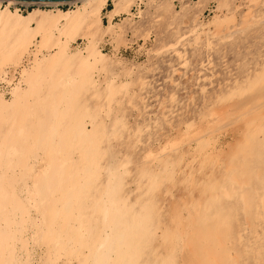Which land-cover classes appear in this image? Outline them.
<instances>
[{
    "label": "rangeland",
    "instance_id": "374dc122",
    "mask_svg": "<svg viewBox=\"0 0 264 264\" xmlns=\"http://www.w3.org/2000/svg\"><path fill=\"white\" fill-rule=\"evenodd\" d=\"M139 1L95 57L71 27H0V75L33 55L0 95V264H264V0Z\"/></svg>",
    "mask_w": 264,
    "mask_h": 264
},
{
    "label": "bare ground",
    "instance_id": "6f19581e",
    "mask_svg": "<svg viewBox=\"0 0 264 264\" xmlns=\"http://www.w3.org/2000/svg\"><path fill=\"white\" fill-rule=\"evenodd\" d=\"M150 1V0H149ZM152 1V0H151ZM199 1V0H198ZM221 1V0H220ZM245 1V0H244ZM247 1H249L251 4H255V3H257L258 2V0H247ZM246 1V2H247ZM78 2H80L81 4H82V6H81V4L80 5H77V3ZM134 2V0H113L111 3H112V10L110 11V9H108L109 10V12H108V17H111L113 14L115 15V13H119V12H121V11H123V12H130V11H128L129 10V8H130V6L132 5V3ZM140 2V1H139ZM200 2V1H199ZM198 2V3H199ZM203 2H205V0L203 1ZM202 2V3H203ZM217 2H219V1H217ZM17 3H20V4H24L25 6H30V8L31 9H33V7L34 6H48V5H50V6H56V5H58V4H62V3H67V4H70V5H73V4H76V9H68V10H66V11H63L62 13H58L57 15H55V16H52V17H49V16H41V17H39V19H37L36 20V17L34 18L33 16H31V14L33 13V11H32V13L31 12H29V15L31 16V17H26V15H25V17L24 16H22V18H14V20H11L12 18L11 17H14L13 15V13H10L9 11H8V9L10 10V9H14V10H16V12H20V13H23L21 10H19V8H18V6H16V4ZM238 3V2H237ZM248 3V2H247ZM246 4V3H245ZM1 5H3L5 8L4 9H1L0 10V24H1V26L0 27H2V25H5L6 26V28H8V27H11L13 30L14 29H17V35H18V32H19V35L18 36H21L20 35V32H25V31H27V30H29L30 29V18H32V19H35V20H33V21H36V23H37V27L36 28H40V29H38V30H40V31H43L44 33H52L53 31H57V32H59V34H63V29H65V28H68L69 29V27H71V29H72V32H70V35L71 34H74L75 32H77V34L78 35H80L82 38H85V39H87L88 40V42H89V46H88V50H87V54H86V57H89V56H93V57H95L96 56V53L92 50V48H91V46L93 45L92 43H93V41L92 40H94V41H98V40H101V39H103V38H105V37H108V38H110V37H113V36H116L115 34H116V27H117V23L115 22V21H113V23H110V22H108V24H101L100 23V15H101V12H103L104 11V8H105V6H106V0H95V1H91V0H66V1H53V2H39V1H19V0H0V6ZM217 5H220V3L219 4H217ZM250 5V4H249ZM248 5V6H249ZM81 6V7H80ZM247 6V5H246ZM262 6V5H261ZM220 7V6H219ZM225 7V6H224ZM252 7V6H251ZM250 7V8H251ZM8 8V9H7ZM30 8H28V9H30ZM215 8H217L218 9V7H215ZM223 8V7H222ZM243 8H244V6H243ZM249 8V7H248ZM249 8V9H250ZM28 9L26 10V11H28ZM224 10V9H223ZM233 10V9H232ZM241 11H242V9H240ZM38 11V10H37ZM36 11V12H37ZM44 11V10H43ZM62 11V10H61ZM60 11V12H61ZM244 11H245V9H244ZM252 11H253V9L250 11V10H247V12L244 14V18L242 19V24H244V23H247L249 20V15L252 13ZM107 12V11H106ZM105 12V13H106ZM215 12H217V11H215ZM224 12H225V10H224ZM239 12V11H238ZM238 12H237V14H238ZM251 12V13H250ZM15 13V12H14ZM43 13V12H42ZM45 13H47V12H45ZM54 13V12H53ZM131 13V12H130ZM240 13H242V12H240ZM236 14V15H237ZM28 15V14H27ZM33 15V14H32ZM16 16V15H15ZM107 17V18H108ZM197 17V16H196ZM252 16H250V18H251ZM123 18V17H122ZM31 19V20H32ZM112 19V18H111ZM263 19V18H262ZM236 19H235V14H234V10H233V13H215L213 16H212V18L210 19V20H208V22L206 23V25H208V26H210V27H212L214 30L213 31H211L212 33L213 32H215V34L217 35V31L218 32H220L222 29V27H224V28H229V26L232 24V23H234V21H235ZM124 22H125V17H124V20H123ZM10 22V23H9ZM32 22V21H31ZM115 22V23H114ZM124 22L122 23V21L120 22V23H122V24H124ZM194 22V21H193ZM204 23V24H205ZM199 24V23H198ZM204 24H202L203 26H204ZM43 26V28H42V26ZM200 25V24H199ZM201 25V26H202ZM205 25V26H206ZM245 25V24H244ZM8 26V27H7ZM198 26V25H197ZM196 26V27H197ZM195 27V28H196ZM118 28V27H117ZM194 28V29H195ZM203 28V27H202ZM237 28V27H236ZM239 28V27H238ZM10 29V28H9ZM125 29V28H124ZM201 29V28H200ZM206 29V28H205ZM219 29H221V30H219ZM11 30V29H10ZM70 30V29H69ZM202 30V29H201ZM208 31H209V29H207ZM215 30H217V31H215ZM237 30V29H236ZM240 30V29H239ZM118 31H120V28H119V30ZM124 30H122V32H123ZM206 31V30H205ZM209 31V32H210ZM203 32H204V29H203ZM118 33V32H117ZM206 33V32H205ZM208 33V32H207ZM76 34V35H77ZM121 34V32H119V34H118V38H120V36H122V34ZM123 34H125V33H123ZM214 34V35H215ZM29 35V34H28ZM69 35V34H68ZM213 35V34H212ZM27 36V35H26ZM50 36V35H49ZM13 37V36H12ZM25 37V36H24ZM23 37V38H24ZM29 37V36H28ZM22 38V37H21ZM23 38H22V40H23ZM27 38V37H26ZM30 38V37H29ZM107 38V39H108ZM115 38V41L116 40H118V39H116L117 37H114ZM113 38V39H114ZM123 38H126V37H124L123 36ZM227 38V37H226ZM3 39V38H2ZM36 39V38H35ZM122 39V38H121ZM13 40V39H12ZM3 41H6V39L4 38V40ZM36 41V40H35ZM59 41V40H58ZM128 41V40H127ZM24 42H25V39H24ZM70 42V41H69ZM118 42V41H117ZM4 44H5V42H3ZM37 43V42H36ZM86 43V42H85ZM101 43V42H100ZM1 44V43H0ZM4 44H3V46H4ZM7 44V43H6ZM14 44V43H13ZM22 44V43H21ZM28 44V43H27ZM38 44V43H37ZM9 45V44H8ZM23 45V44H22ZM22 45H20L21 46V49L23 50V48H22ZM31 45V44H30ZM29 45V46H30ZM126 45V44H125ZM3 46H0V48L1 47H3ZM14 46V45H13ZM38 46H39V44H38ZM38 46H37V49L36 50H38ZM119 46V45H118ZM8 47H10V46H8ZM7 47V48H8ZM99 47V46H98ZM7 48H5V49H7ZM30 48V47H29ZM32 48V47H31ZM74 48V47H73ZM73 48H71V50L73 49ZM77 48V47H76ZM115 48H117V47H115ZM4 49V50H5ZM11 49V48H10ZM10 49H8V51H6V52H9V50ZM3 50V51H4ZM21 50V51H22ZM28 50H30V49H28ZM45 50V49H44ZM12 51V49L10 50V52ZM41 51V50H40ZM68 51V45H67V43L66 42H63V41H61V42H59L58 43V50L56 51V53L55 54H53L52 56H50L49 58H47V62H50V61H52V60H54V59H56V58H58V57H60V56H63V55H67V52ZM9 52V53H10ZM30 52V51H29ZM23 53V52H22ZM24 53L26 54V51H24ZM28 53V52H27ZM5 55H7L6 53H5ZM8 56V55H7ZM12 56V55H11ZM21 56V55H20ZM19 56V57H20ZM46 56V55H45ZM18 57V56H17ZM83 57H85V56H83ZM15 58H16V55H15ZM18 59V58H17ZM82 59V61L84 60V58H81ZM91 59V58H90ZM21 60V59H20ZM63 60V59H62ZM73 62L75 61V60H72ZM73 62H71V63H73ZM99 62V61H98ZM102 62H100L99 63V68L101 67L100 66V64H101ZM13 64H15V63H13ZM107 65V64H106ZM16 66V65H15ZM61 66V65H60ZM14 67V66H13ZM3 68V67H2ZM28 70V69H27ZM101 70V69H100ZM44 71V70H43ZM54 71H56V70H54ZM41 72V71H40ZM36 73H37V71H36ZM20 74H22V73H20ZM23 74H25V72L23 73ZM86 72H85V77H86ZM54 76H55V74H54ZM101 76V75H100ZM34 77V76H33ZM46 77V76H45ZM89 77H90V75H89ZM61 78V77H60ZM60 78H59V80H60ZM70 78H72L73 80H74V78H73V76H71L70 75ZM113 78V77H112ZM86 80L87 79H89V78H85ZM105 79V78H104ZM33 80V79H32ZM44 80V79H43ZM48 80V79H47ZM76 81V80H75ZM103 81V80H102ZM63 82H64V80H63ZM71 82V81H70ZM69 82V83H70ZM91 82H92V80H91ZM112 82V81H111ZM83 83H85V81L83 82ZM82 83V84H83ZM88 84V83H87ZM92 84V83H91ZM96 84V83H95ZM106 85H107V82L105 83ZM37 85H40V84H37ZM66 85V84H65ZM30 86V85H29ZM32 86H35V85H32ZM32 86L31 87H29V88H32ZM91 86H93V85H91ZM103 86V85H102ZM20 87V86H19ZM93 87H95V86H93ZM15 88V87H14ZM34 88H36V87H34ZM18 89V88H17ZM20 89V88H19ZM19 89H18V92H19ZM26 89V88H25ZM94 89V88H93ZM27 90H29V89H27ZM86 90V89H85ZM202 90V89H201ZM15 91V90H14ZM21 91V90H20ZM25 91V90H24ZM77 91V90H76ZM28 92H30V91H28ZM25 93H26V91H25ZM17 94V93H16ZM26 94H28V93H26ZM0 95L1 96H3V97H6V96H4L2 93H0ZM10 95H11V90H10ZM9 95V96H10ZM8 96V97H9ZM21 97H22V95H21ZM25 97H27V96H25ZM16 99H19V98H16ZM98 99V98H97ZM12 102V101H11ZM13 104H15V103H13ZM18 104V103H17ZM11 106V105H10ZM119 106V105H118ZM4 107V106H3ZM8 107V106H7ZM12 108V107H11ZM3 109V108H2ZM138 113V112H137ZM140 114V113H139ZM216 116V115H215ZM69 118V117H68ZM227 122V121H226ZM121 123V122H120ZM210 123H211V121H210ZM82 126H85V125H82ZM82 126H81V128H82ZM80 128V127H79ZM78 128V130L80 131V129ZM82 132V130L80 131V133ZM83 133V132H82ZM86 135L87 134H89L90 132L89 131H87V132H84ZM83 133V134H84ZM74 134H76V133H74ZM79 134V133H78ZM82 134V135H83ZM85 134H84V136H85ZM53 136V135H52ZM112 136V135H111ZM113 137V136H112ZM69 138V137H68ZM98 138V137H97ZM69 141V140H68ZM91 141V140H90ZM175 141V140H174ZM173 141V142H174ZM90 143V142H89ZM172 143V142H171ZM175 143V142H174ZM178 143V142H177ZM166 144V143H165ZM178 145V144H177ZM86 146V145H85ZM89 146V145H88ZM164 146V145H163ZM171 146V145H170ZM13 149V148H12ZM153 151V150H152ZM162 151V150H161ZM12 152V151H11ZM80 154V153H79ZM150 154H152L153 155V153H150ZM77 156H78V154H77ZM259 158V157H258ZM78 159V158H77ZM80 159V158H79ZM39 160V159H38ZM36 161V160H35ZM32 162V161H31ZM38 162V161H37ZM40 162V161H39ZM36 163V162H35ZM60 164V163H59ZM37 165V164H36ZM30 166V168H31V170H32V168H34V164H30L29 165ZM38 166V165H37ZM61 166V165H60ZM59 166V167H60ZM241 166V165H240ZM56 167V166H55ZM58 167V166H57ZM39 168V167H38ZM53 169V168H52ZM55 169V171H56V168H54ZM64 169V168H63ZM37 170V169H36ZM57 170H58V168H57ZM61 170H62V167H61ZM61 170H58V171H61ZM34 172H35V170H34ZM57 172V171H56ZM62 172V171H61ZM81 172V171H80ZM253 172V171H252ZM263 172V171H262ZM49 173V172H48ZM55 173V172H54ZM63 173H64V171H63ZM52 174V173H51ZM59 175V173L57 174V176ZM62 175V174H61ZM92 175H94V174H92ZM63 177H64V175H62ZM63 177H61L62 179H63V181H64V178ZM58 178H59V176H58ZM46 179H48V178H46ZM261 179V178H260ZM241 180V179H240ZM54 182V181H53ZM49 183V182H48ZM57 183V182H56ZM59 183L61 184V182H58L57 184L59 185ZM1 184V183H0ZM29 184V183H28ZM63 184V183H62ZM61 184V185H62ZM55 185L56 184H54V185H52V187H55ZM254 185V184H253ZM255 186V185H254ZM51 187V185H50V188H52ZM56 187H58V189L59 188H61L62 189V187H60V185L59 186H57L56 185ZM253 187V186H252ZM30 188V187H29ZM40 188H41V186H40ZM49 188V187H48ZM47 188V189H48ZM247 188V187H246ZM44 189V188H43ZM53 189V188H52ZM57 189V188H56ZM57 189V190H58ZM19 190V189H18ZM46 190V189H45ZM50 190V189H49ZM113 190V189H112ZM257 190V189H256ZM253 191H254V189H253ZM45 192V191H44ZM53 192V191H52ZM255 193V192H254ZM226 194V193H225ZM241 194V193H240ZM256 194V193H255ZM257 194H258V192H257ZM17 195V194H16ZM26 195V194H25ZM110 195V194H109ZM244 195V194H243ZM13 196H14V194H13ZM23 196V195H22ZM54 196H56V195H54ZM259 196V195H258ZM264 195H262L261 196V200L264 198L263 197ZM104 197V196H103ZM240 197V196H239ZM252 197V196H251ZM20 198V197H19ZM25 198V197H24ZM36 198V197H35ZM58 198V197H57ZM22 200V199H21ZM264 200V199H263ZM32 201V200H31ZM258 201V200H257ZM97 201H95L94 203H96ZM244 202V201H243ZM259 202V201H258ZM99 203V202H98ZM261 203H262V201H261ZM97 204V203H96ZM95 204V205H96ZM106 204H108V203H106ZM94 205V204H93ZM240 206V205H239ZM238 206V207H239ZM92 207V206H91ZM194 207V206H193ZM198 207V206H197ZM237 207V206H236ZM255 207V206H254ZM240 208V207H239ZM260 208V207H259ZM88 209V208H87ZM103 210V209H102ZM198 210V209H197ZM239 210V209H238ZM256 210V209H255ZM194 212V211H193ZM107 214V213H106ZM197 214V213H196ZM261 216H259V218H260ZM81 218V217H80ZM79 218V219H80ZM111 219V218H110ZM105 220V219H104ZM177 220V219H176ZM139 221V220H138ZM107 222V221H106ZM105 222V223H106ZM134 222V221H133ZM140 222V221H139ZM160 222V221H159ZM236 222V221H235ZM80 223H83V222H81L80 221ZM102 223H103V221H102ZM108 223V222H107ZM123 223V222H122ZM130 223V222H129ZM128 223V224H129ZM135 223V222H134ZM134 223H133V225H134ZM112 224V223H111ZM136 224V223H135ZM141 224V223H140ZM76 225V224H75ZM105 225V224H104ZM109 225H110V223H109ZM131 224H129V226H130ZM217 224H215V226H216ZM83 226H85V225H83L82 224V227ZM148 226V225H147ZM151 226V225H150ZM215 226H213L214 228H215ZM218 226V225H217ZM73 227H74V225H73ZM81 227V228H82ZM134 227H136L135 225H134ZM145 227L146 226H144V229H145ZM102 228V227H101ZM111 228V227H110ZM160 228V227H159ZM208 228H210V227H208ZM76 229H78V228H76ZM80 229V228H79ZM240 229V228H239ZM74 230V229H73ZM81 230V229H80ZM79 230V232H81L82 233V231H80ZM105 230H107V229H105ZM216 230V229H215ZM249 230V229H248ZM75 231V230H74ZM77 231V230H76ZM107 232V231H106ZM168 232V231H167ZM212 232V231H211ZM210 232V233H211ZM239 232V231H238ZM252 232V231H251ZM254 232V231H253ZM77 233V232H76ZM75 233V234H76ZM110 233V232H109ZM151 233H152V231H151ZM83 234V233H82ZM149 234V233H148ZM158 234H159V232H158ZM212 234V233H211ZM84 235H86V232H85V234ZM83 235V236H84ZM166 235H167V233H166ZM239 235V234H238ZM103 236V235H102ZM118 236V235H117ZM249 236V235H248ZM255 236H256V234H255ZM77 237V236H76ZM80 237V236H79ZM146 237H147V235H146ZM198 237V236H197ZM212 237H213V235H212ZM145 238V237H144ZM143 238V239H144ZM255 238V237H254ZM239 239H240V237H239ZM88 240V239H87ZM258 240V239H257ZM256 241V240H255ZM259 241V240H258ZM100 242V241H99ZM103 242V241H102ZM106 242V241H105ZM158 242V241H157ZM239 242V241H238ZM86 244V243H85ZM106 244V243H105ZM104 245V244H103ZM156 245V244H155ZM101 246V245H100ZM106 246H107V244H106ZM160 246V245H159ZM154 247V246H153ZM85 248V247H84ZM243 248H245V247H243ZM102 249V248H101ZM101 249L100 250H98V251H101ZM104 249V248H103ZM103 249H102V251H103ZM156 249V248H155ZM85 250V249H84ZM109 250V249H108ZM98 251H97V253H98ZM158 251V250H157ZM90 252V251H89ZM93 252V251H92ZM92 252H91V254H92ZM105 252V251H104ZM108 252V251H107ZM33 253V252H32ZM102 253V252H101ZM157 253V252H156ZM259 253V252H258ZM100 254V253H99ZM98 254V255H99ZM158 255H159V253H157ZM89 255H90V253H89ZM97 255V256H98ZM102 255H104V253L102 254ZM102 255H101V257H102ZM156 255V254H155ZM81 256H83V255H81ZM96 256V257H97ZM154 256V255H153ZM91 257V256H90ZM95 257V258H96ZM105 257V256H104ZM103 257V258H104ZM155 257V256H154ZM156 257H157V255H156ZM264 257V256H263ZM81 258V257H80ZM98 258V257H97ZM107 258V257H106ZM86 259H87V256H86ZM94 259V258H93ZM100 259V258H99ZM98 259V260H99ZM102 259V258H101ZM101 259H100V261H101ZM144 259V258H143ZM157 259V258H156ZM171 259V258H170ZM82 260V259H81ZM91 260V259H90ZM96 260V259H95ZM128 260V259H127ZM127 260H125V263H127ZM163 260V259H162ZM102 261H103V259H102ZM106 261V260H105ZM77 262H79V260L77 261ZM88 262V261H87ZM159 262V261H158ZM164 262V261H163ZM128 263H129V261H128ZM127 263V264H128ZM249 263V262H248ZM263 263V262H262ZM139 264V263H138ZM160 264V263H159Z\"/></svg>",
    "mask_w": 264,
    "mask_h": 264
},
{
    "label": "built area",
    "instance_id": "2783aa9c",
    "mask_svg": "<svg viewBox=\"0 0 264 264\" xmlns=\"http://www.w3.org/2000/svg\"><path fill=\"white\" fill-rule=\"evenodd\" d=\"M139 2V0H138ZM141 3H137V5H140ZM16 6H18L19 10L22 11V9H26L29 8L30 6H25L24 4H20L17 3ZM62 6V5H60ZM46 7V6H44ZM131 9L136 10V5H133L131 7ZM33 59V55L32 54H25L23 56L22 62L20 65L22 66H18L17 68L14 69H7L6 71H4V73L2 75H0V93H2L4 96L8 97L10 95V90L12 88V86L18 81L19 79V71L23 66H27L31 63Z\"/></svg>",
    "mask_w": 264,
    "mask_h": 264
},
{
    "label": "crops",
    "instance_id": "0c3cea01",
    "mask_svg": "<svg viewBox=\"0 0 264 264\" xmlns=\"http://www.w3.org/2000/svg\"><path fill=\"white\" fill-rule=\"evenodd\" d=\"M112 5V4H111ZM112 7V6H111ZM112 10V8H110V11ZM107 11V12H106ZM106 12V13H105ZM108 12H109V10L106 8L103 12H102V14H101V21H102V23L104 24V23H106V24H108V22H110V23H113V21H115L116 23L118 22V21H121L122 20V17L124 16V14H126V12H123V11H121V12H119V13H115V15L113 14L111 17H108ZM102 17H104L105 19H106V22H103V20H102ZM108 17V18H107ZM112 18V19H111ZM116 19H118V20H116ZM114 22V23H115Z\"/></svg>",
    "mask_w": 264,
    "mask_h": 264
},
{
    "label": "water",
    "instance_id": "95a60500",
    "mask_svg": "<svg viewBox=\"0 0 264 264\" xmlns=\"http://www.w3.org/2000/svg\"><path fill=\"white\" fill-rule=\"evenodd\" d=\"M19 1L53 2V1H66V0H19Z\"/></svg>",
    "mask_w": 264,
    "mask_h": 264
},
{
    "label": "trees",
    "instance_id": "16d2710c",
    "mask_svg": "<svg viewBox=\"0 0 264 264\" xmlns=\"http://www.w3.org/2000/svg\"><path fill=\"white\" fill-rule=\"evenodd\" d=\"M110 8H111V6H108V7H107V9H110Z\"/></svg>",
    "mask_w": 264,
    "mask_h": 264
}]
</instances>
